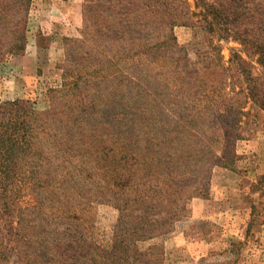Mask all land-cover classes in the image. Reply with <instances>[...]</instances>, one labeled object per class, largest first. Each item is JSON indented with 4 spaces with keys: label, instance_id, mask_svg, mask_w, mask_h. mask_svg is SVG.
I'll use <instances>...</instances> for the list:
<instances>
[{
    "label": "rangeland",
    "instance_id": "374dc122",
    "mask_svg": "<svg viewBox=\"0 0 264 264\" xmlns=\"http://www.w3.org/2000/svg\"><path fill=\"white\" fill-rule=\"evenodd\" d=\"M112 1L28 0L25 4L20 0H0V135L7 134L9 137L5 139H12L13 133L7 122L14 121H29L32 133L31 136L27 134L29 148L25 145L23 152H17L13 157L14 169L20 165L22 175L19 173L9 183L0 178V264H22L15 242L19 217L22 216L20 209H31L35 203V196L25 183L24 165H31L34 179L38 181L36 188L49 198L42 212H57L54 216L49 214V228L46 222H41L35 230H57L60 225L62 237L64 234L78 238L80 230L74 226L76 221L68 222L73 224L72 230L68 231L67 222L61 219L73 215L66 213V207L59 212L50 209V203L61 194L59 206L67 201V206L71 205L75 212L83 208L80 192L84 186L73 181L71 174L75 175L79 166L77 162H81L80 155L84 153V146L89 144L90 134L101 133L103 139L111 134H123L129 150L135 142H140L143 147L146 138H135L132 134L139 130L134 127V105H129L126 99L115 101L109 95L122 80L121 76L115 79L118 75L116 68L124 63L125 67L130 66L129 60L121 59L125 62L109 65L103 75L88 78L76 90L62 91L63 70L80 62L77 49L84 54H88L89 49L95 51V62L102 63L107 60L97 50L116 52L141 42L143 36L135 39L128 33L126 41L114 42L117 34L106 33L110 25L106 11ZM145 1L121 0L117 12H128L135 7L140 13H147L143 5ZM204 1L221 3L218 0ZM165 3L172 14L186 12L196 29L181 26L172 30L176 43L168 48L170 58L164 62L173 72L175 83L170 95L164 96V91L161 93L158 108L151 106L147 109V118L155 122L151 128L166 130L172 127L169 119L184 110L176 102V93L184 91L182 80L188 78L199 81L203 90L210 92V97L211 88L219 87L218 99L212 107L207 104L198 106L197 112L202 114H208V106L210 119L198 122L199 132L195 133L198 138L191 139L190 145L199 148L207 145L205 133L212 130H219L221 136L232 132V136L238 137L232 138L231 162L225 168L210 167L204 177L206 193L188 198L172 232L163 238L140 243L138 247L141 250L152 244L160 247L162 256L158 264H199L202 259L206 261L204 264H248L262 247L261 233L264 232V195L261 197L260 194L264 193V109L261 107L264 69L247 58L243 45L232 36L219 38L217 34L201 32L197 27L199 19L192 18V14L199 13L195 0H166ZM256 8L264 11V0ZM85 24L89 28L95 27L97 41L93 46L82 40ZM210 40L215 50L207 47ZM72 41L82 43L74 45ZM195 88L201 96V87L195 84ZM146 90L151 97L149 93L153 87ZM147 100L143 103L146 107L149 105ZM114 101L116 103H112ZM196 108L193 106L192 109ZM219 116V121L211 120ZM77 128H83V133L73 140L76 152L63 153L65 147L60 148L65 133L69 130L75 134ZM252 203L260 206L251 214L253 221L247 231ZM82 214L91 223L89 238L99 247L108 248L119 211L109 205L90 204L87 211L82 209ZM41 216L45 218V215ZM225 250H232L229 257L223 254Z\"/></svg>",
    "mask_w": 264,
    "mask_h": 264
},
{
    "label": "trees",
    "instance_id": "16d2710c",
    "mask_svg": "<svg viewBox=\"0 0 264 264\" xmlns=\"http://www.w3.org/2000/svg\"><path fill=\"white\" fill-rule=\"evenodd\" d=\"M20 1H25L26 4L28 0ZM220 1V4H209L204 0H195V8L199 13L192 14V18L199 19L198 29L201 32L217 34L219 38L232 36L243 45L247 58L264 69V11L256 8L262 0H218ZM120 2L121 0H114L112 4L108 3L106 14L110 25L106 33L117 34L118 38L116 37L114 42L126 41L127 33L133 38L135 36V39L143 36L141 42L116 52L97 50L107 60L102 63L95 62V51H91L89 47L88 54L77 49L80 62L71 64L62 72V91L70 92L76 90L79 84L88 78L103 75L109 65L125 60L131 63L128 67H125L124 63L116 68L118 75L115 79L121 76L122 80L109 95L115 101L126 99L129 105H134L133 122L134 127L139 130L133 131L136 134H132L135 138H146L143 147L140 142H135L129 150L123 134H111L103 139V134L91 133L89 144L84 146V153L80 155L81 162H77L79 166L74 172L75 175L71 174L73 181L84 186L80 192V200L83 202L80 205L84 211L90 208V204L109 205L119 211L111 244L106 249L96 245L87 235L92 227L88 218L83 216L82 209L75 212L71 205L67 206V201H63V205L59 206L61 202L58 197L61 194L54 197L50 209L52 207L59 212L62 207H66V213L73 216L68 215L61 219L67 222L68 231L73 227V224L68 222L74 219V226L80 230L79 237L64 234L62 237L60 225L57 230H35L41 222H46L49 228V214L54 216L57 212H42L49 198L43 196L36 188L38 181L34 179L31 165H24L27 176L25 183L29 186V192L35 196V203L31 209H20L22 216L19 217L15 242L18 244V255L22 257V264H158L162 256L161 248L152 244L141 250L138 244L170 234L174 222L184 212L188 198L193 195L203 196L206 193L204 177L209 173L210 167L225 168L231 162L234 147L232 138L238 137L232 136V132L221 136L219 130L208 131L205 133L208 137L207 145L201 148L190 145L191 139L198 138L195 135L199 132L198 122L210 119L208 106L212 107L213 102L218 99V85L211 88L210 97V92L206 93L199 81L184 79V91L176 93V102L184 110L174 114V119H169L172 127L166 130L162 127L153 129L151 124L155 122L147 118L149 107L158 108L161 93L164 91V96L172 93V85L175 83L172 79L173 72L168 70L165 63L170 58L168 48L176 43L172 30L181 26L196 29L191 23V18L186 12L170 13L166 0H146L143 5L147 13H140L135 7L128 12H117L121 7ZM259 27L262 30H257ZM94 30L95 27L84 25L82 40L90 46L97 41ZM72 42L74 45L82 43ZM207 47L215 50L211 40L208 41ZM83 62L85 63L82 64ZM195 84L201 87V96L196 91ZM151 87V97H148L149 90L146 89ZM105 89H108V86ZM261 95V107L264 109V93ZM147 98L148 107L143 105ZM115 101L112 103H116ZM203 104L208 105V114L197 112L198 106ZM193 106L197 108L192 109ZM211 120L219 121L220 116ZM7 125L11 128L13 140H6L5 137H9L7 134L0 135V144H3L0 147V178L9 183L19 173L22 175L20 165L14 169L16 164L13 157L17 152H23L25 145L29 148L30 144L26 142L27 134L31 136L32 133L29 121L7 122ZM81 133L83 128H77L75 134L68 130L62 139L60 150L65 147L63 153L74 154L76 149L74 150L73 140ZM4 145L8 147L5 148ZM262 189L264 190V186ZM260 194L261 197L264 195ZM65 195L66 193L64 197ZM262 202L260 204H263ZM258 207L253 205L251 208L247 231L253 221L251 214ZM37 214L40 216L35 217ZM41 215H45V218ZM32 223L34 227H30ZM231 251L222 253L229 257ZM205 262L202 259L199 264Z\"/></svg>",
    "mask_w": 264,
    "mask_h": 264
},
{
    "label": "crops",
    "instance_id": "0c3cea01",
    "mask_svg": "<svg viewBox=\"0 0 264 264\" xmlns=\"http://www.w3.org/2000/svg\"><path fill=\"white\" fill-rule=\"evenodd\" d=\"M252 205H256V204L252 203ZM261 242H262V247H260V250L256 253V255L254 254L253 261H251L248 264H264V232L261 233ZM241 252L242 251H240V253ZM254 258H256V259H254Z\"/></svg>",
    "mask_w": 264,
    "mask_h": 264
}]
</instances>
